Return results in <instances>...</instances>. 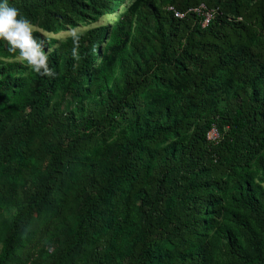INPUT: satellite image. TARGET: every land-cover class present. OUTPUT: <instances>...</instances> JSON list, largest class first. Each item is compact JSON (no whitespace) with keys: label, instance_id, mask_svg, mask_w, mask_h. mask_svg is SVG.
Listing matches in <instances>:
<instances>
[{"label":"trees","instance_id":"1","mask_svg":"<svg viewBox=\"0 0 264 264\" xmlns=\"http://www.w3.org/2000/svg\"><path fill=\"white\" fill-rule=\"evenodd\" d=\"M125 1L7 0L118 15L34 31L51 76L0 40V264H264V0Z\"/></svg>","mask_w":264,"mask_h":264},{"label":"clouds","instance_id":"2","mask_svg":"<svg viewBox=\"0 0 264 264\" xmlns=\"http://www.w3.org/2000/svg\"><path fill=\"white\" fill-rule=\"evenodd\" d=\"M19 17V18H18ZM34 26L27 18L20 15L17 8L9 6L7 0L0 3V40L6 41L10 51L19 52V57L38 74L55 75L48 67V55L45 54L41 44L37 43L33 32ZM74 44H78L79 36L72 32ZM76 48L73 55L76 56Z\"/></svg>","mask_w":264,"mask_h":264},{"label":"rangeland","instance_id":"3","mask_svg":"<svg viewBox=\"0 0 264 264\" xmlns=\"http://www.w3.org/2000/svg\"><path fill=\"white\" fill-rule=\"evenodd\" d=\"M132 1L133 0H126L125 3L121 6L120 11H124L126 9V6L129 5V3H131ZM155 1L157 3L158 2L161 3L162 6H164L166 3H168L171 0H155ZM117 15H118V13L104 14V15L100 16V18L96 22H93L90 24H81V25L77 26L76 28L69 29L67 31H63V32H60L58 34L46 32L43 29L39 28L37 25H35V24H32V25L34 26V28L36 30H39L43 36H54V37H58L61 40H65L69 35L72 34L73 31H75L76 33H79V32L84 31L85 29L95 27L97 25H104V24L105 25H111L114 22V20L116 19ZM18 60L25 61V60H22L20 57H18ZM25 62L27 63V61H25ZM38 221L39 220H35L31 224L30 229L35 228L38 224ZM1 245H2V242H1V237H0V249H1Z\"/></svg>","mask_w":264,"mask_h":264},{"label":"built area","instance_id":"4","mask_svg":"<svg viewBox=\"0 0 264 264\" xmlns=\"http://www.w3.org/2000/svg\"><path fill=\"white\" fill-rule=\"evenodd\" d=\"M168 8L169 10H172L174 12V15L176 17L182 18L185 16V12L176 9L174 6H169ZM189 10L196 11L202 15L203 26H206L214 16V10L208 8L204 3L200 4L197 7L189 8ZM220 137L221 133L216 125H213L207 132V139L209 141L218 142L220 140Z\"/></svg>","mask_w":264,"mask_h":264}]
</instances>
